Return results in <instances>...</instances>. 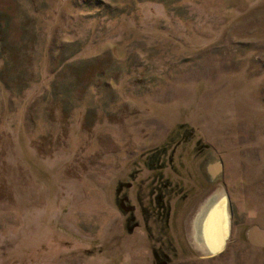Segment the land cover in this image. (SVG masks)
Segmentation results:
<instances>
[{"label": "rangeland", "instance_id": "rangeland-1", "mask_svg": "<svg viewBox=\"0 0 264 264\" xmlns=\"http://www.w3.org/2000/svg\"><path fill=\"white\" fill-rule=\"evenodd\" d=\"M0 264H264V0H0Z\"/></svg>", "mask_w": 264, "mask_h": 264}, {"label": "bare ground", "instance_id": "bare-ground-1", "mask_svg": "<svg viewBox=\"0 0 264 264\" xmlns=\"http://www.w3.org/2000/svg\"><path fill=\"white\" fill-rule=\"evenodd\" d=\"M217 197L218 196L216 193L209 198V200L207 201L202 211L198 213L199 215L195 222L196 231L199 232L202 227V230L203 229L206 230V234H207L206 236L208 237V239H211L210 240L211 244H209L208 248H207V245L204 243L206 245L204 250L209 251V253L211 252L215 253L218 249H220V252H221L224 245H226L225 244L227 241L226 239L229 234V220L231 217L230 211L228 210V207L226 206L224 207L222 205L221 206L217 205L216 199H219ZM200 233L202 232L200 231Z\"/></svg>", "mask_w": 264, "mask_h": 264}, {"label": "flooded vegetation", "instance_id": "flooded-vegetation-1", "mask_svg": "<svg viewBox=\"0 0 264 264\" xmlns=\"http://www.w3.org/2000/svg\"><path fill=\"white\" fill-rule=\"evenodd\" d=\"M201 211H202V209H201Z\"/></svg>", "mask_w": 264, "mask_h": 264}]
</instances>
